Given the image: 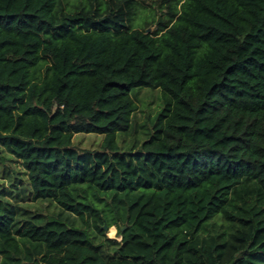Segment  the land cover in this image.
Instances as JSON below:
<instances>
[{
    "label": "trees",
    "instance_id": "obj_1",
    "mask_svg": "<svg viewBox=\"0 0 264 264\" xmlns=\"http://www.w3.org/2000/svg\"><path fill=\"white\" fill-rule=\"evenodd\" d=\"M0 151V264H264V0H0Z\"/></svg>",
    "mask_w": 264,
    "mask_h": 264
},
{
    "label": "rangeland",
    "instance_id": "obj_2",
    "mask_svg": "<svg viewBox=\"0 0 264 264\" xmlns=\"http://www.w3.org/2000/svg\"><path fill=\"white\" fill-rule=\"evenodd\" d=\"M158 1H156L153 5H150V8L152 7L156 14L159 16V9L157 6ZM147 4V3H146ZM149 7V3L146 5ZM137 16L134 18V22H136ZM138 21V20H137ZM155 28L151 27L148 29V31H153ZM135 103L137 105V111L133 115V121H132V128L130 129L129 133H127L125 136L119 137V141L121 145L123 146H129L134 140L142 141L145 138V134L147 130L151 129V123L150 120L153 119L156 114L161 109V92L159 89L152 90L149 88H142L141 90L137 91L134 96ZM103 139V136L100 135H94V134H79L75 135L73 139L74 146H76L79 150L87 149V150H97L99 149V146L101 144V141ZM0 157L6 158L7 153L0 151ZM2 164L7 167V165L10 166L12 170H8L10 176L19 175L22 179L25 178L23 174V167L21 166L20 162H5L3 161L0 164V169L2 167ZM13 171V172H12ZM9 176V177H10ZM4 181V182H3ZM0 184L6 189L11 190L13 195L16 196L18 194V198H22L21 200H28L21 202L23 204H27L30 207L33 208V210L38 209L42 215L48 216L53 214L57 211V208H55L54 204H49L47 202H31L30 199H27L26 193L22 192V185L19 186L17 184L16 188L11 186L9 178L3 180L2 175L0 174ZM9 199L11 198L10 195H8ZM31 208V209H32ZM74 218V217H72ZM76 223L81 224L79 218L76 217ZM123 227V226H122ZM114 229L113 235H110V228L105 232V235L107 238H116L117 240H120L119 237H117V227L113 226L111 227Z\"/></svg>",
    "mask_w": 264,
    "mask_h": 264
},
{
    "label": "water",
    "instance_id": "obj_3",
    "mask_svg": "<svg viewBox=\"0 0 264 264\" xmlns=\"http://www.w3.org/2000/svg\"><path fill=\"white\" fill-rule=\"evenodd\" d=\"M125 227L121 226V230H124ZM103 229L105 230V232L108 230V228L106 226H103Z\"/></svg>",
    "mask_w": 264,
    "mask_h": 264
},
{
    "label": "bare ground",
    "instance_id": "obj_4",
    "mask_svg": "<svg viewBox=\"0 0 264 264\" xmlns=\"http://www.w3.org/2000/svg\"><path fill=\"white\" fill-rule=\"evenodd\" d=\"M113 233H114V229L110 228V235H113Z\"/></svg>",
    "mask_w": 264,
    "mask_h": 264
}]
</instances>
